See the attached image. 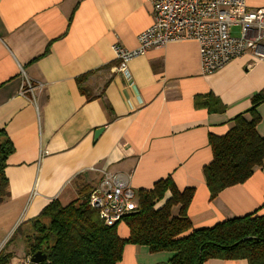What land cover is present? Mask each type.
Segmentation results:
<instances>
[{
  "label": "crops",
  "instance_id": "crops-1",
  "mask_svg": "<svg viewBox=\"0 0 264 264\" xmlns=\"http://www.w3.org/2000/svg\"><path fill=\"white\" fill-rule=\"evenodd\" d=\"M152 20L145 0H0V130L13 146L4 167L9 195L0 202V242L17 225L25 232L51 200L65 205L77 186L93 189L101 171L122 175L135 191L167 176L179 190L193 188L187 215L194 228L264 214V159L213 198L202 172L212 158L209 134H224L238 114L250 119L255 96L256 130L264 137V62L245 53L206 74L198 43L182 39L130 59L127 79L116 70L112 44L135 48ZM21 69L43 83L34 99L18 93ZM209 94L224 108L196 105ZM117 232L128 234L121 221ZM12 243L9 264H17L25 253L20 232ZM171 255L126 243L115 264H156Z\"/></svg>",
  "mask_w": 264,
  "mask_h": 264
},
{
  "label": "trees",
  "instance_id": "trees-1",
  "mask_svg": "<svg viewBox=\"0 0 264 264\" xmlns=\"http://www.w3.org/2000/svg\"><path fill=\"white\" fill-rule=\"evenodd\" d=\"M258 100L259 96L252 98L250 119L238 114L224 134H209L212 158L202 172L210 198L227 186L243 182L262 165L264 137L256 130L259 118L254 110ZM196 105L208 111L224 108L212 94ZM12 149L0 130V202L9 195L4 167ZM91 190L85 183L77 186V197L67 204L51 200L28 221L25 232L17 225L13 232L22 234L24 254L45 253V260L39 264H115L124 245L131 243L144 245L149 252L172 253L168 260L156 264H203L209 258H243L248 264H264V214L252 212L194 228L187 215L193 188L179 190L167 176L149 189L136 191L138 208L122 218L128 234L121 237L118 223L104 225L89 205ZM9 243L0 248V264H9L12 258L6 248Z\"/></svg>",
  "mask_w": 264,
  "mask_h": 264
},
{
  "label": "built area",
  "instance_id": "built-area-1",
  "mask_svg": "<svg viewBox=\"0 0 264 264\" xmlns=\"http://www.w3.org/2000/svg\"><path fill=\"white\" fill-rule=\"evenodd\" d=\"M151 6L152 23L137 35V46L125 48L114 42L119 61L116 70L127 79V62L151 47L182 40H195L201 66L206 74L215 72L231 59L248 53L264 62V5L249 8L245 0H145ZM233 26L238 33L232 32ZM18 93L34 99L43 83H33L21 69ZM46 152V151H44ZM101 178L89 195L88 203L104 225L112 226L138 208L136 191L120 174L101 171ZM17 264H39L23 254Z\"/></svg>",
  "mask_w": 264,
  "mask_h": 264
},
{
  "label": "rangeland",
  "instance_id": "rangeland-1",
  "mask_svg": "<svg viewBox=\"0 0 264 264\" xmlns=\"http://www.w3.org/2000/svg\"><path fill=\"white\" fill-rule=\"evenodd\" d=\"M28 230V227L26 228ZM25 229V230H26ZM14 230H11V232L7 235V237L2 241L0 242V248L5 244V243H9V245L13 244L12 241L16 240V233L13 232ZM19 234V233H18ZM18 237V236H17ZM10 240V241H9ZM19 242V243H18ZM15 243H18L19 245H21V241H19L17 239V241ZM8 246L6 247L8 249Z\"/></svg>",
  "mask_w": 264,
  "mask_h": 264
},
{
  "label": "water",
  "instance_id": "water-1",
  "mask_svg": "<svg viewBox=\"0 0 264 264\" xmlns=\"http://www.w3.org/2000/svg\"><path fill=\"white\" fill-rule=\"evenodd\" d=\"M101 128H98L95 130V133L100 132ZM46 254L42 253L41 251H36L31 255V260L35 263H39L43 260H45Z\"/></svg>",
  "mask_w": 264,
  "mask_h": 264
}]
</instances>
